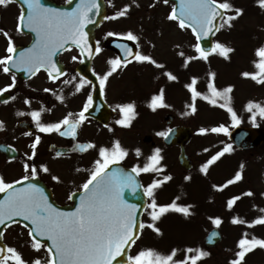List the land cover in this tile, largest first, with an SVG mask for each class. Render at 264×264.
I'll return each instance as SVG.
<instances>
[{
	"label": "snow or ice",
	"instance_id": "6c2138e0",
	"mask_svg": "<svg viewBox=\"0 0 264 264\" xmlns=\"http://www.w3.org/2000/svg\"><path fill=\"white\" fill-rule=\"evenodd\" d=\"M13 0H0V5L7 6ZM27 5V14L23 12L18 17L17 30L21 31L24 28L30 29L35 34V42L30 48L18 50L15 46L12 37L7 31H3L7 38L6 55L0 56V70L5 74L12 73L13 84L8 85L0 92L7 91L15 84V71H24L30 76H35L42 69L47 73L50 80H56L60 76L65 75L62 69L58 66L55 57L67 47L76 46L80 50L81 56L91 58L95 54L100 53L101 47L99 42L96 43L93 51L92 45L88 41V32L85 30L89 24L95 23L93 16L99 14V0H80L76 8L70 12L61 11L59 9L46 7L41 0H23ZM170 0H163L164 4H169ZM259 6L264 8V0H258ZM233 9V5L227 0L219 2V0H179L178 4L173 3L171 11L168 14V19L176 21L180 29H190L195 37L196 43L193 45L196 56H189L185 62L194 59H203L208 61L209 55L218 52L221 56L228 58L229 54L234 51L233 48L226 46L221 42H216L210 48L201 46V41L209 35H215L221 28L227 26L232 27V21L243 14V9L235 8L233 15H228L225 10ZM128 6L117 11L113 16H105L106 20H113L124 17L128 13ZM107 36H123L127 40L137 42L139 37L132 31L126 33L108 32ZM123 49L125 56L121 60L120 57L109 60L111 65L108 72L97 76L99 80L100 91L103 92L105 82L109 76L117 70L121 65L127 66L132 61L150 62L157 68H163L164 65L158 63L152 56L142 54L140 51L133 52L132 48L127 44L119 45ZM137 47L139 45L137 44ZM181 56L185 54L179 53ZM256 56L259 57L258 62H254L255 67L259 69L257 73L244 72V77H251L256 80L258 76L261 79L258 82H264V46L256 49ZM131 57V60L128 59ZM78 57L73 56L76 60ZM171 81H176L178 77L171 72L164 73ZM211 78L215 77L214 72H210ZM75 79V77H73ZM197 77L191 79V83L186 87L192 94L193 104L189 105L192 112L196 111L195 100L197 97L203 96L205 100H209L215 104V99H211L207 95H203L196 88ZM70 81H64L69 83ZM84 84H91V81L82 79L77 91ZM208 89L212 97L221 96L227 98V94L232 91V87L228 86L223 91H218L210 79ZM48 92L50 89H44ZM15 99V97H13ZM63 101V97H58ZM25 103L30 101L26 99ZM93 97L88 95L87 101L83 108L78 113L69 112L62 119L55 122L45 123L42 121V113L45 109L33 110L29 113L32 120L35 122L36 128L40 133H58L61 137H71L74 140L78 136V129L87 119L85 113L92 106ZM164 90L160 89L159 94L152 96L149 107L155 110L157 107H166ZM225 107L224 104L220 105ZM116 107L122 113V118L116 123L121 126H130L132 119L136 115L134 103L118 104ZM251 108L252 105H249ZM258 107V106H257ZM232 114L233 121L238 124L236 113L232 108H228ZM264 113V108L261 109ZM23 114V113H18ZM75 117V118H73ZM3 128V123L0 122V129ZM174 130L169 128L167 131H161L159 136L167 138ZM202 133L209 129H200ZM211 132H228V129L223 125L210 129ZM31 135V133H26ZM41 142V136H35L31 144V155L28 159H34L36 156L37 146ZM76 150L81 152L88 149H93L96 145L93 142L77 143ZM232 144L226 145L222 151L211 156L201 166V172L207 173L209 165L217 161L225 153L232 150ZM160 149L156 148L154 154L147 158L148 162L142 167L134 166L130 172L125 171L118 165L128 155L127 149L123 148L120 141H114L111 148L100 147L98 157L94 161L95 167L91 170L89 177L80 187L79 205L74 211H63L55 206L45 192V189L36 183L33 179L38 174L37 166L24 164L25 174L21 179L8 182L3 175H0V193L5 194L0 200V225L15 223L16 218L20 217L23 221L30 222L29 237L31 247L39 250L41 247L47 248L48 256L43 264H113V261L121 256V254L131 245L136 243L139 238L138 230L143 229L145 224L137 222V212L139 205L129 204L124 197L125 189L135 191L138 187L136 176L140 173H148L151 171L159 172L158 167L162 157ZM60 153H58L59 155ZM140 149H136V155L140 156ZM27 155V154H26ZM14 158V157H13ZM44 172H48L47 166H41ZM243 165H241V169ZM171 176H165L164 181L171 180ZM241 172L238 171L232 179L227 180L224 184L214 185V188L222 191L228 185L241 180ZM54 180L59 181V177L53 176ZM190 180V176L185 177ZM25 182H27L25 184ZM162 184L160 180H153L144 192L151 198V202L144 209L148 211L151 223L147 226L152 228L157 234H162V230L156 227V222L161 217L173 211L182 214L185 217L191 215L190 209L192 205L178 204L176 201L179 196L165 205L158 204L154 195V190ZM18 185H23L18 187ZM75 195V194H73ZM245 195L251 196L253 193L248 191ZM240 199L239 196H233L227 200V208L231 210L236 202ZM150 209V211H149ZM264 211V210H262ZM212 223L218 228L222 223L221 217H210ZM232 223H244L239 217H233ZM254 224H264V216H260L251 222ZM217 232H213L210 241L217 236ZM3 238V233L0 232V239ZM43 238V239H41ZM45 241H49L50 245ZM256 246L264 248V239L256 237L248 238L245 233L238 241V251L235 253V259L230 261V264H242L248 252L252 251ZM178 249H172L167 255H162L154 249L147 248L140 250L135 256H128V264H197V261L210 255L209 252L200 248L188 247L185 251V256L182 259H175ZM195 253V255H189ZM14 261L15 264H27L22 258V254L15 248L7 245L0 246V264H10ZM32 264H42L40 258L32 261Z\"/></svg>",
	"mask_w": 264,
	"mask_h": 264
},
{
	"label": "flooded vegetation",
	"instance_id": "af4514ba",
	"mask_svg": "<svg viewBox=\"0 0 264 264\" xmlns=\"http://www.w3.org/2000/svg\"><path fill=\"white\" fill-rule=\"evenodd\" d=\"M71 1L41 0L48 8L58 9L59 7H66V10L62 11L68 12L74 10V6H70ZM103 2L106 6L105 16H113L125 6H128L129 10L124 17L113 20L104 19V22L95 32V41L96 43L99 42L101 47L100 53L95 54L92 62V70L96 77L109 71L111 67L109 60L119 57L118 51L109 46V40L126 39L123 36L109 37L107 33H126L132 31L137 35L139 29V26L137 28L139 22L136 18L138 9L137 0H103ZM22 12L25 15L27 14V5L24 3L13 1L7 6L0 5V30L9 33L18 50L30 48L35 42V34L30 29L17 30L18 17ZM127 22L129 24L124 25ZM165 29L173 37L181 40V43L183 41V44L188 42V44H192L193 46L196 43L191 30L180 29L176 21L167 20ZM3 31H0V56L6 55L7 38L4 36ZM134 44L137 51L151 56L143 48L154 44V42L143 43L137 41ZM137 44L139 47H137ZM193 50L195 51L194 48ZM73 56L78 58L73 60ZM58 61L64 66L65 71V75L60 76L58 79L50 80L44 70L38 72L35 76H26V72L21 73L20 71L13 70L16 76L15 84L7 91L0 92V122L3 123V128L0 129V175H3L8 182L19 180L27 174L24 170L25 162L29 165H35L38 170L36 178L41 179L46 184L48 190H50L51 202L63 211H74L75 207L79 205L80 187L95 167L94 161L99 158V148H111L114 141L119 140L122 147L128 151L127 157L119 163L130 169L136 165L142 167L148 162L147 158L154 154L156 148L161 150L160 156L162 159L158 165L161 170L159 172L140 173L138 176L142 182L143 191L153 180L162 181V184L154 190L156 201L161 205L171 203L177 196L175 194L177 186L170 185L171 180L164 181V177L169 176V165L167 163V153L162 146L164 137L159 136L158 133L167 131L169 128L161 122V116H158V119L152 126L150 125V129L153 131L150 136L155 140V144L153 142L149 145L146 144V152L143 153L140 150V156L136 155L138 147L129 136V133L137 127V122H135L137 115L132 119L130 126L125 127L116 123L117 120L122 118V113L116 105L134 103L135 110L147 112L150 99L145 102V96L151 97L154 92L157 95L160 89H164V87L161 85L153 93L149 92L148 94L120 90L115 91V95L113 96L109 95V91L106 90L107 82L113 80L120 69L131 67L132 74L138 77L144 72V66L152 68L153 64L150 62L132 61L127 66L121 65L117 68L109 76L105 82L104 91L101 92V98L105 105L98 102L95 107L93 101L89 111L85 113L87 119L79 127L78 136L74 140L71 137H61L55 132L50 134L40 133L29 115L31 111L43 108L45 111L42 113V121L45 123L55 122L62 119L69 112L78 113L86 103L88 95H92L93 97L95 90L92 84H84L77 91L81 80L85 79L77 72L78 67L83 63V56L80 55L79 48L76 46L66 48V50L59 53ZM99 66L104 67V69L101 68L100 71L98 69ZM66 80L70 82L64 83ZM11 84H13L12 73L5 74L0 70V89H4ZM263 85L264 82L254 89L260 88ZM44 89H50V91L46 92ZM164 95L167 106L155 109L160 115L165 114V112L166 114L170 113L168 111L170 107L169 95L167 96L166 93ZM60 96L63 97V101L58 99ZM26 99L30 101V104L25 103ZM253 102L256 104H253L251 108L249 105L232 108L236 113L239 121L238 124L233 121L232 114L229 112L225 122L224 120L217 119L210 126L211 129L223 125L228 129L227 133L211 132L208 134L216 139L214 142L216 146H222L219 149L220 151L228 144H232L233 147L229 153H225L217 161L209 165L208 169L213 170V174L215 173L214 176L212 174L209 176L212 187L204 188L198 193L196 198V203L199 207L205 206L206 209L210 210V214L207 217L205 216L206 212L200 214L205 217H199V225L202 232L195 239V248L207 251L210 255L197 261V264H230V261L236 258L235 253L239 250L237 247L238 241L245 233H247L249 239L252 237L264 239V224L249 226L252 221L260 216H264V211H262L264 210V140L256 148L246 150L237 149L230 140L232 131L239 127L251 128L264 133V113L261 112V109L264 108V94L259 96V98H254ZM26 133H31V135H26ZM37 135L41 136V142L37 146L35 158L29 160L28 156L32 152L31 144ZM200 136L199 134L196 139L201 141L202 137ZM126 140L127 143L125 144L124 141ZM87 142H93L96 147L83 152L76 150L74 147L77 143ZM58 153L60 154L58 155ZM234 161L237 164L233 170L231 168ZM241 165H243L242 169ZM41 166H47L49 171L44 172ZM197 166L194 161L192 170L186 171L181 168L180 180L189 182L197 170H195ZM224 168L227 170L225 176L223 175ZM17 171L21 172L17 176H13ZM238 171L241 172V180L228 185L222 191L213 187L214 185L224 184L227 180L232 179ZM53 176L59 177V181L54 180ZM186 176H190L191 179L186 180ZM248 191H251L253 195H245ZM144 194L147 206L151 202V198L145 192ZM233 196H239L240 199L229 210L227 208V200ZM124 197L126 200L130 198L129 196ZM210 217H221V225L217 228L212 223V220L209 219ZM233 217H239L244 223H232ZM143 223H151L148 211H145L143 214ZM18 227L22 229L24 237L30 239L29 230L22 224H19ZM215 230L219 232L221 241L219 244L207 246L205 238L210 232ZM143 249V246H139L136 243L131 251L138 254ZM40 250L42 255L39 258L43 264L48 253L46 247H41ZM23 259L25 260V257ZM242 264H264V248L256 246L246 254Z\"/></svg>",
	"mask_w": 264,
	"mask_h": 264
},
{
	"label": "rangeland",
	"instance_id": "374dc122",
	"mask_svg": "<svg viewBox=\"0 0 264 264\" xmlns=\"http://www.w3.org/2000/svg\"><path fill=\"white\" fill-rule=\"evenodd\" d=\"M219 2H223V0H219ZM137 4L136 18L139 22L137 25V28L139 26L137 32L139 42H154V44L146 46L143 49H145V52L150 53L158 62H163L164 68H158V71H155L150 66H144V72L138 77L133 76L131 67L121 69L119 74L106 85V90L109 91V95L113 96L115 95V91L120 90L148 94L149 92L153 93L159 86L165 85L163 89L164 93L167 96L170 95V107L168 111L176 118L173 126H189L194 131H197L202 128L209 129L211 124L215 122L216 119L212 117L213 112L211 111L217 110L215 105L224 104L225 106L229 105L234 108L240 106L242 104L241 101H245L249 97L259 98V96L264 94V85L260 88L253 89L251 81H246L245 79L247 77L242 75L244 72H259L254 62L259 61V57L255 55L256 49L264 44V8L257 5L258 0H236L235 8L243 9V16L241 15L232 21V27L225 26L221 28L220 33L217 35V42L228 43L234 49L228 58L220 56L218 52H214L215 54L209 57V63L202 60L197 62L191 60L187 62V66H185L187 57L192 54L191 50L187 48L189 45L188 42L183 44L182 41L181 43V40L173 37L165 29L170 6L153 0H137ZM228 15H233V12H229ZM126 24H129V22L124 25ZM249 35L253 36V38L249 39ZM180 52L185 54L182 58L180 57ZM101 68L104 69V67H98L100 71ZM163 72H171L178 79L171 81L165 75L164 77L167 80L165 82L164 78H160ZM210 72L215 73L214 78L209 76ZM154 76L160 78L159 81ZM193 77L198 78L196 84L197 90L216 101L213 104L208 100L209 102L206 105L197 103L195 107L199 109L195 112H192L188 106L189 104L191 105L192 94L186 87L187 84L191 83ZM210 79L218 91H223L228 86L232 87V91L227 94V98L211 96L208 89ZM152 96L153 94L151 97L148 95L145 96L144 101L146 102L148 99H151ZM135 113L137 115L135 120L137 127L129 133L135 145L153 133L150 128L158 119V116H161V122L163 123V119L167 115L166 112L161 115L159 112H155L157 114L154 117L153 114H148L144 110H135ZM217 113H220V111ZM213 138V136L208 135L202 141L199 139L192 141L187 147V154L198 166H201L213 155L214 151L208 152L206 155L198 152H202L205 147L212 146L213 142L216 141ZM124 143L126 144L127 140ZM166 152L167 163L170 167L169 172L174 177V186H177V192L175 194L180 197L176 202L192 205L190 209L191 215L185 217L182 214L171 211L164 215L157 223V227L162 230V234H157L154 230L152 233L147 232V228L143 236L150 242L145 248L159 250L162 255L169 254L175 248L178 249L175 259H182L185 256L184 250L186 248H195V239L202 232L199 225V217L209 216L210 210L206 209L205 206L199 207L196 203V198L198 193L204 188L212 187L209 176L211 174L214 176L215 173L213 174V170L212 172L211 170H207L205 174L201 172V168H198L189 182L181 181V168L178 165L179 150L170 149ZM236 164L237 162L234 161L231 169L234 170ZM20 172H15L13 176H17ZM226 173L227 170L224 168L223 175L225 176ZM205 212V216L200 215ZM4 242L9 247H15L22 254V258H29L27 264H32V259L35 258L34 253L37 254L36 256L42 255L40 249L37 251L31 247L30 239L24 237L22 229L18 226H12L5 231ZM189 255H193V253ZM10 264H15V262L10 261Z\"/></svg>",
	"mask_w": 264,
	"mask_h": 264
},
{
	"label": "water",
	"instance_id": "95a60500",
	"mask_svg": "<svg viewBox=\"0 0 264 264\" xmlns=\"http://www.w3.org/2000/svg\"><path fill=\"white\" fill-rule=\"evenodd\" d=\"M179 0H175V3L178 4ZM98 26V25H97ZM96 27H92L90 29V34L93 35L94 33V30H95ZM212 36L213 35H209L208 37H206L204 40L201 41V45L202 47H205V48H210L212 47ZM81 73L83 75H85L86 77H89L90 80H92L94 83H96V81L94 79H92L91 77V74L88 72V66H87V69L86 70H81ZM98 96V94H97ZM166 122L168 124L172 123L173 122V117H168L166 119ZM246 133L248 132V134L250 135L252 133V131L250 130H238L236 132L237 136L234 137V140L235 142L238 144V146L240 148H245L247 147L248 145L244 144L242 141V139L244 137H246V134H240V133ZM235 134V135H236ZM193 136V133L190 129L188 128H176L174 129V131L172 133L169 134V136L165 139V144L167 146H174V145H178L181 147V156L179 158L180 160V163L186 167V168H191V161L188 159V157L186 156L185 154V147L186 145L189 143V141L191 140ZM27 183V182H26ZM25 183V184H26ZM20 186H23V185H18V187ZM4 195L5 194H2L0 196V200H2L4 198ZM142 213H143V209H139L137 214H138V217H137V222L139 224V222H141V216H142ZM16 221L18 222L19 221V218H16ZM13 223H9L7 225H0V232H4V229L5 227L11 225ZM140 231L141 229L138 230V235H140ZM46 244L50 245V242L49 241H45ZM0 246H4L3 244V238L0 239ZM128 252H129V248H127L122 254L121 256L117 257L114 261H113V264H128Z\"/></svg>",
	"mask_w": 264,
	"mask_h": 264
}]
</instances>
